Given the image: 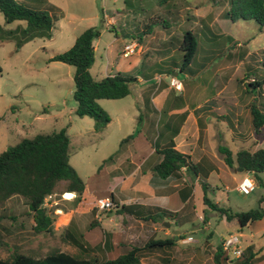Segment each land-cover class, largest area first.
<instances>
[{"label": "rangeland", "instance_id": "rangeland-1", "mask_svg": "<svg viewBox=\"0 0 264 264\" xmlns=\"http://www.w3.org/2000/svg\"><path fill=\"white\" fill-rule=\"evenodd\" d=\"M18 1L36 9L47 10L54 23L51 37H37L17 47L16 43L20 33L15 32L14 29L18 25L24 27L26 22L18 20L5 24L0 12V66L2 68L0 76V152L24 137L30 138L39 133L57 132L66 128L70 138L69 163L82 177L85 185L90 182L101 160L115 154L122 138L137 129H142V123L137 124V116H142L143 105L136 104L137 99L134 93L119 99L98 100L99 105L110 116V122L101 132L94 130L92 118L75 115L76 103L72 96L74 67L50 60L54 54L63 52L72 46L70 44L71 46L67 48L73 35H79L92 26L100 29V35L95 41L94 62L89 72L93 77L101 78L108 71L109 73L115 71L117 66H125L131 56L121 57L124 42L132 41L138 36L144 39L147 28L151 32V39H155L153 43L157 45L164 42L163 38L165 39L167 34L172 35L167 39L169 38V41L175 44L179 31L191 30L196 41V49L193 60L187 68L179 71L182 60L179 47L171 59L161 61L163 55L167 54L166 48H169L165 46L158 51H150L140 69L141 73L156 69L155 73L161 76L159 79L152 80L156 85L160 83V79L165 74L166 77L163 79L169 83L172 73L177 72L174 77L185 86L187 97L184 96V98L189 104L195 103V91L203 92L208 87V97L214 94L213 92H217L218 88L215 87V80L212 81V78L215 69L220 65H231L230 69L222 71L226 76L235 77V73L239 71L234 81L232 77L225 92L226 94L236 92L234 96H241L243 99L247 97V94L243 86L238 83V79L242 78L241 81L246 86L253 79H260L264 76L262 65L264 25L259 26L254 20L231 21L225 14L229 8L228 0H188L194 4L193 6L199 3L205 15L211 11V7L214 10L201 22H196L191 16L185 14L183 0ZM214 13L215 18L213 19ZM138 15L145 18L139 24L132 18ZM136 27L139 31L142 30L143 34L137 32ZM115 32L118 34L115 35ZM226 36L228 39L221 40ZM178 41L180 44L181 38ZM237 43L239 45H236ZM59 49L61 51L58 52ZM229 53H231V59ZM158 55L162 58L159 59ZM242 58L245 60L240 61ZM174 63L178 66L177 71L171 70L169 66L173 67ZM148 64L150 67L146 68ZM261 87L264 89V83ZM172 93L185 94L183 91L177 92L176 90ZM161 128L162 124L159 123V131ZM154 135L152 145L156 146L164 137L156 142L157 129L154 130ZM259 176L262 180L260 183L256 182V188L252 192L245 194L235 190H226L229 202L221 201L220 206L229 208L232 212L257 207V200L264 194V173L262 175L260 173ZM61 191L62 184L52 193V198H45L43 204L53 219L51 234L36 233L32 230L33 221L31 215L28 214L24 198L12 197L0 205V258L10 257L13 251L41 257L54 250L65 251L79 257L93 256V247L102 235L103 227L95 215L92 216L90 208H95V213H97L96 203L99 197L80 196V200L77 201L75 196L71 197L72 193L65 195L67 192ZM213 192H208V197L214 202L215 194L218 192L215 191V194ZM220 195L223 198L224 194ZM200 204L201 202H198L196 209H191L188 221L179 227L181 234L180 238L177 237L176 245L162 250L143 249L140 251L142 262L160 264L162 259H165L167 263L164 264H213V256L221 244L222 237L233 234L238 228V222L237 220L227 222L212 220L211 224H208L206 222L210 216L201 212ZM88 208L90 211H87ZM58 210L62 213L58 214ZM106 214L114 215L110 220L111 224L104 226L106 229H115L118 237L125 229L122 233L126 237L122 240L123 245H136L140 248L144 246L145 233L141 236L138 232H131L127 228L129 225L127 219L112 210L102 211L99 217L108 218ZM170 215L172 214L169 213L166 216L167 223L173 218ZM92 218L97 223L88 227V222ZM174 225H176L175 222L174 224L168 223L167 226L159 223V233L156 235L163 238L174 236L172 228L177 229ZM201 225L206 227L210 225L208 227L210 232L203 237L199 230ZM67 230L83 244H87L88 250L84 252L79 250L68 238H65L64 233ZM192 231L194 232L191 233ZM187 235H192L198 241L186 242ZM125 247L121 248V252H125L128 248ZM237 261L234 259L232 264H237ZM224 264H227V261Z\"/></svg>", "mask_w": 264, "mask_h": 264}, {"label": "crops", "instance_id": "crops-1", "mask_svg": "<svg viewBox=\"0 0 264 264\" xmlns=\"http://www.w3.org/2000/svg\"><path fill=\"white\" fill-rule=\"evenodd\" d=\"M33 1L37 2L39 0ZM193 5L192 2L190 3L188 0H183V10L186 12L185 14L191 16L196 22H201L207 15L214 12L211 7V11L207 12L205 15L199 3L197 5L195 4V6ZM214 16L215 13L212 15L213 19L215 18ZM132 18L137 20L138 24L142 20H145V18L143 19L139 15ZM135 29L137 32L142 31H139L137 27ZM146 31L147 33L144 39L138 36L132 41L128 40L124 42L123 46L126 43H135V52L130 55L131 59L126 62L124 67L119 65L115 71L111 73L108 71L106 74L123 72L136 77L135 83L131 86V93L135 94L137 99L136 104L143 105L142 116H137V124L142 123V129H137V131L135 130L136 133L135 131L131 133L134 135L127 140V143H121L122 138L118 143L117 151L113 154L114 156L110 155L101 160V163L97 166L90 182L85 185V190L81 195L102 198L112 194L116 205L110 210L122 216V218L124 216L127 219L129 224L127 228H129L131 232H138L141 236L145 233V243L148 240L163 239V237H158L156 233H159V223L165 226L168 225L166 216L163 215L162 219H157L155 221L152 219L146 220L137 218L131 213H120L118 211L119 206L135 205L134 210L144 216L150 215V213H160L161 211L172 214L170 217L173 218L172 220L170 219L171 221H168V223H176L174 228L177 229L172 228L174 236L181 234L179 227L188 221V217L191 215V209H196L195 206L198 202H201V212L206 215L209 214L208 216H210V219L207 220L206 223L211 224L212 220L227 222L229 220H226L225 217H220L216 212L211 211L204 204V188L201 183L207 182V184H209L205 192L207 196L213 191L215 194L220 190L215 194L216 200H214L215 203L220 205L221 201L226 203L229 202L226 190L238 191L236 189L237 184L247 172H240L235 168L227 166L223 160L222 154L218 151V147H228L232 152H236L239 149L256 150L258 148H264V129L260 134H255L251 125L249 104L254 99L255 95L247 92V87L241 81L242 78L238 79V83L243 86L247 94L245 99L241 98V96H234L236 92L234 94H226L225 92L233 76H226L222 71L230 69L231 65L229 66L225 63L226 66L220 65L215 69L212 81L213 79L215 80V87L218 88L216 93L213 92L214 94L208 97V87L205 88L203 92L197 93V91H195V103L189 104L186 98H184V96L187 97V90L183 84L180 91L172 88L170 84L166 83L165 79H163L166 77L165 74L160 79V83L156 85L152 80L161 77L158 73H155L156 69L150 72L144 71V73H141L140 70L142 62L146 59V55L150 51H158L160 48L169 46V48H166L165 52H167V54H164L163 58L162 56L159 57V55L157 57H159V59L162 58L161 61L171 59V57L176 54L177 48L180 45L178 39H182L183 33L186 30L178 32L177 42L175 43L179 44L177 47L169 41V38L167 39L168 36L172 35L167 34L165 39L163 38L164 42L157 45L153 43L155 39H151L149 28H147ZM117 34L118 33L115 32V35ZM77 36L76 34L72 36L67 48L73 45ZM96 39L93 41L94 50L96 49ZM224 39H228L227 36L221 40ZM236 45L239 44L237 43ZM59 51L61 50L59 49L58 52ZM228 55L231 59V53ZM121 57L123 56L121 55ZM243 60L245 59L242 58L240 61ZM176 65L177 64L174 63L173 67L172 65L169 66L171 70L177 71L178 66ZM149 67L150 64H148L146 68ZM237 73H235V77ZM173 74L174 73H172V76H176ZM235 77H233V81ZM175 90L177 92L183 91L185 94L176 95L172 93V91ZM242 93L243 91L241 94ZM247 122H249V124L246 125ZM159 123L162 124L161 131H159ZM156 129L158 131L156 142H158V139L164 138L159 145L153 146L152 139L155 137L154 130ZM256 135H258V139H256ZM256 140L257 143H255ZM170 141H173L174 148L177 151L188 156L187 159L194 165L196 174L186 169L185 166H182L179 170L167 177H162L155 171L154 167L162 159V154L159 150L167 146ZM102 163L103 167L101 169L100 166ZM263 173H261V175ZM219 185L222 186H220L221 189L218 187ZM72 194L71 197L75 196L74 193ZM220 194H224L223 198H221ZM75 200L77 199L75 198ZM261 205L264 206L263 203ZM90 209L92 216L95 215L97 220L102 223L101 225L103 227L102 235L96 240L95 246L93 247V256L96 255L100 260H105L109 257L124 253L121 252L123 246L128 247H125V251H127L132 245H123L122 240L126 237H124L122 233L125 232V229L121 231L118 237L115 229L110 230L104 227L107 226V224H111L110 220H112L114 215L106 214L108 218H104L103 216L99 217L101 212L97 214L95 213V208ZM90 209L88 208L87 211H90ZM233 212L240 211L235 210ZM59 213H62V211H58V214ZM234 220L236 219L233 218L231 221ZM96 223L97 221L92 218V220L88 222V227ZM237 225L238 228L233 233H238L240 236V245L246 257H249V264H264V215L262 218L246 226H240L239 223H237ZM208 227L204 225L199 227V230L202 232V237L210 232ZM193 232L194 231L191 233ZM187 236H191L193 241H198L193 238L192 235ZM220 238L219 236V239ZM186 240L187 238L185 241ZM83 245L87 247V244ZM174 245H176V242ZM146 250L153 251L162 249L149 248ZM227 255V264H232L234 259L230 257L229 254ZM243 260L239 259L236 263L243 264ZM164 263H167V260L162 259L160 264ZM145 264L152 263L147 262Z\"/></svg>", "mask_w": 264, "mask_h": 264}, {"label": "trees", "instance_id": "trees-1", "mask_svg": "<svg viewBox=\"0 0 264 264\" xmlns=\"http://www.w3.org/2000/svg\"><path fill=\"white\" fill-rule=\"evenodd\" d=\"M228 1L229 8L225 14L231 21L254 20L259 26L264 25V0ZM0 12L5 24L18 20L26 22L24 27L18 25L14 29L15 32L20 33L17 47L37 37H51L54 21L47 10L33 8L18 0H0ZM99 35L100 29L94 26L89 27L75 38L69 49L54 54L50 58L52 61L63 62L74 67L72 92L76 103L74 113L78 117L92 118L96 132L104 130L110 122L109 114L99 105L98 100L123 98L131 93V86L136 81L134 75L123 72L108 74L101 78L91 75L89 68L94 62L93 41ZM179 48L182 52L179 71H183L192 62L196 49V41L191 30L183 33ZM262 65L264 66V58ZM1 73L0 66V76ZM263 83L264 76L246 84L247 92L255 95L249 104L251 125L255 134H260L264 129V89L261 87ZM133 135L123 138L121 143L129 140ZM69 147L70 138L67 129L62 128L57 132L39 133L30 138L24 137L0 152V205L12 197L24 198L28 214L32 217V230L36 233L51 234L53 232V219L47 213L43 203L44 199L55 192L59 185L62 184L61 192H67L65 195L74 193L77 201L85 190V182L69 163ZM218 151L222 154L227 166L240 172H252L257 182H261L259 174L264 172V148L239 149L232 152L228 147L219 146ZM159 152L162 154V159L154 169L160 176L167 177L182 166L196 174L194 165L187 159L188 156L177 151L173 141ZM102 167L103 163L100 168ZM201 184L204 188V204L211 211L217 212L220 217H225L226 220L235 218L240 226H246L263 217L264 206L261 204H264V195L258 199L257 207L232 212L229 208L213 202L205 193L208 184L205 182ZM108 197L114 201L112 194ZM134 207L135 205H121L118 211L154 221L162 219L163 215L168 216L165 211L144 216L135 211ZM64 237L79 250L83 252L88 250L79 239L71 235L70 231H65ZM177 237L180 238V235L148 240L142 248L132 245L124 253L105 260H100L96 255L79 257L60 250L51 251L41 257L13 251L10 257L0 258V264H145L141 260V250L169 248L175 244ZM227 259L228 255L220 244L214 253L213 264H224ZM234 259H244L243 264H249V257H246L244 251L241 256Z\"/></svg>", "mask_w": 264, "mask_h": 264}, {"label": "built area", "instance_id": "built-area-1", "mask_svg": "<svg viewBox=\"0 0 264 264\" xmlns=\"http://www.w3.org/2000/svg\"><path fill=\"white\" fill-rule=\"evenodd\" d=\"M136 49L135 43H126L122 49V56L128 57L133 54ZM169 84L172 88L180 91L182 89V83L174 76H171L169 79ZM256 188V181L254 175L250 172H247L245 176L241 179V181L237 184L236 189L241 193H249L252 192ZM48 198H52V193L47 196ZM45 200V199H44ZM44 204V203H43ZM116 203L113 201L111 197H102L99 198L96 203V211L97 214L104 210L112 209ZM60 211V210H58ZM187 242L192 241V237H187ZM221 247L230 257L233 256L237 258L242 254V247L240 245L239 235L236 233L230 234L229 236L221 239Z\"/></svg>", "mask_w": 264, "mask_h": 264}, {"label": "water", "instance_id": "water-1", "mask_svg": "<svg viewBox=\"0 0 264 264\" xmlns=\"http://www.w3.org/2000/svg\"><path fill=\"white\" fill-rule=\"evenodd\" d=\"M177 74V72H174V74L173 75H176ZM168 224V223H167Z\"/></svg>", "mask_w": 264, "mask_h": 264}]
</instances>
